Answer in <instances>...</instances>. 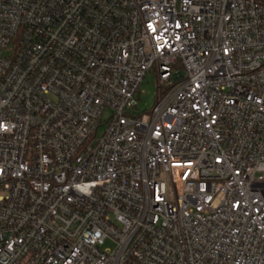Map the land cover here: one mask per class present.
Returning a JSON list of instances; mask_svg holds the SVG:
<instances>
[{"label":"built area","instance_id":"2783aa9c","mask_svg":"<svg viewBox=\"0 0 264 264\" xmlns=\"http://www.w3.org/2000/svg\"><path fill=\"white\" fill-rule=\"evenodd\" d=\"M0 264H264V0H0Z\"/></svg>","mask_w":264,"mask_h":264},{"label":"rangeland","instance_id":"374dc122","mask_svg":"<svg viewBox=\"0 0 264 264\" xmlns=\"http://www.w3.org/2000/svg\"><path fill=\"white\" fill-rule=\"evenodd\" d=\"M158 76L154 72H148L139 88V109L141 112L149 111L156 101ZM111 248L112 245L107 243L104 248Z\"/></svg>","mask_w":264,"mask_h":264}]
</instances>
